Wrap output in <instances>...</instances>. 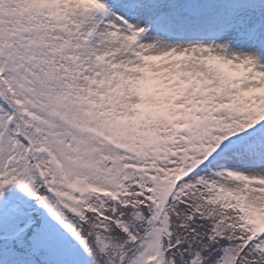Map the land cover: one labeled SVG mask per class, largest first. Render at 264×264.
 <instances>
[{
  "label": "snow or ice",
  "instance_id": "1",
  "mask_svg": "<svg viewBox=\"0 0 264 264\" xmlns=\"http://www.w3.org/2000/svg\"><path fill=\"white\" fill-rule=\"evenodd\" d=\"M0 264H264V0H0Z\"/></svg>",
  "mask_w": 264,
  "mask_h": 264
}]
</instances>
